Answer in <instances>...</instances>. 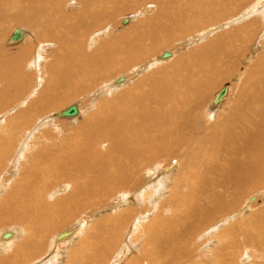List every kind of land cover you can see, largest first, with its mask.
Returning <instances> with one entry per match:
<instances>
[{
    "label": "bare ground",
    "instance_id": "bare-ground-1",
    "mask_svg": "<svg viewBox=\"0 0 264 264\" xmlns=\"http://www.w3.org/2000/svg\"><path fill=\"white\" fill-rule=\"evenodd\" d=\"M70 2L72 3L70 4ZM250 2L252 0H0V43L3 41L6 28L10 25L21 27L20 30L12 32V42H16L21 37H25L27 33H30L29 38L18 50L6 53L0 50V82L3 83V86L2 84L0 86V108L2 109H0V119L3 123L8 121L5 127L0 125V137H2L0 143L4 142V145L0 146V165L6 155H13L14 157L19 155L21 163H24V159H29L28 168L23 166L26 170L28 169L27 172H22L26 173L24 177H21L18 182H13L11 186L9 184L10 187L7 188H10L9 194L0 200V225H6L10 219H14V221L19 222L20 226H23L22 231L18 229L20 231L16 232L17 235L21 236L15 238L17 241L19 239V243L14 246L10 243L12 239L7 241L11 236L6 237V235L8 236L6 231L4 233L0 232V252L15 248L14 253L10 254V249V255L0 256V264H35L33 262L42 259L43 253L47 257L46 260H42L44 261L42 264L60 263L63 260H60V254L64 252L63 247L65 248L66 245L64 243L73 241L74 237L81 233L83 226L81 223L79 226H69L70 228L67 227L63 232L56 235L57 233L52 231L49 233L51 227V225H48L49 223L59 218L61 221H55L52 226L58 228L65 225L64 227H66L68 221L72 220L71 215L75 214L77 207L82 206L80 212L83 211L85 208L84 201H87V199L92 203L96 201L103 202L111 193L117 194L127 189L125 188L127 186L135 188L144 182L147 183V186L142 187L141 184L143 189H137L145 192L147 199L157 201L153 205L156 213L160 216L163 211L169 210L170 214L168 213V217L163 216L160 218L154 213L151 214L157 217L156 221L159 219L161 222L154 224L155 220H153L151 224L146 225L145 230L148 229L151 233L150 242L143 243L141 247L145 249L132 255L126 262L127 264H139L138 257L140 258V264H145L144 262L147 260V264H159L157 256L168 252L158 248H169L171 253H180L181 258H184L180 261L182 263L201 264L200 256L202 254L198 255L196 253L197 256L192 261L190 259L195 255L196 246L199 247L202 243H205V240L200 243L196 242L200 236L195 237V235L204 232L200 228H197L198 232H196L197 230L191 231L193 229L191 224L194 215L207 211L209 207L208 212L211 216L216 214L218 217H224V219L215 226L217 229L215 228L214 233L213 226L208 227L207 242L210 243L216 237H232H229L224 243L218 242L214 248H208L209 250L203 252L204 255L211 258L215 254L214 259L216 261L214 264H237L238 260L242 261L253 256L246 254L244 250L240 249L241 246L235 242L233 234L237 233L238 230H242L243 232L239 233V238H243L242 242H239L241 244L245 243L242 247H245V249L250 247L249 250L255 249L264 259V208L258 206L259 208L254 209L252 214L249 213L250 215L242 218L241 215L246 213L250 205L248 203V206L228 214V211L238 202L242 203V198L250 192L251 188L256 190L264 183V54L254 61L252 68L246 72L235 98L231 100L228 106L225 104L221 107H228L223 118L210 122L217 115V111L221 109L216 108L213 103L212 106L208 105L209 111L206 113H194L193 110L191 113L190 111H184L183 113L180 112L182 114L177 116L176 119V109H173L172 106H169L172 107L169 110L166 109L167 107L165 108V104L171 100L176 102L174 108L178 107V109L181 104L184 107H187L189 103L199 105L203 100L202 97L206 95V88L215 85V81L213 82L210 74H208L209 71L211 73L212 70H218L221 74L225 70L227 72L235 70L231 62L232 58L229 60V55L233 50L231 49L233 44L231 45L229 42L240 37L251 40L254 38L253 35L257 34V32L253 33L252 26L264 21L263 4V7L259 9L260 12L262 10L260 17H258L257 12L258 15H254L255 17H251L248 21L243 20L247 13L243 12L244 9L236 13L237 10L233 8V3L241 7L251 5ZM259 2L260 0L252 2L254 14L258 10V4H261ZM73 4H75L76 9L73 6L74 9L71 11L68 7ZM230 5H232V9H229L230 13L228 12V15L235 12L238 16L227 23L241 21L242 24L244 23L243 26L239 25L241 28L236 26L237 29H229V32L221 33L222 35L218 36L217 39L211 40L200 48L191 50L186 55L183 54L180 58H176L177 55H175L174 60L172 59V53L168 56L172 58L164 57V54L168 53L165 51L159 57L164 60L163 63L167 60L170 62L159 66H156L153 62L152 64L156 66L153 65L155 69L148 71L145 76H141L135 81H130L133 77L131 75L128 78L119 75L129 73L124 72L126 68L130 70L138 65L146 64L147 62L143 60L149 54L151 55V52L155 50L154 48L160 47L156 45L158 42L155 43L156 37L166 30L173 31V28L175 29L178 26L180 29L176 28V31L187 32V29L195 28L201 21L203 23L210 21L213 24L215 19L223 18L219 14L220 9L222 8L221 11L224 12L223 7L224 9L228 6L230 8ZM147 6L152 11L148 19L139 18L128 29L126 28L127 30L114 36L113 39L102 41L101 38L100 40V37L108 36V28H110L103 24L109 23L110 26L115 27V20L120 14L130 12L134 7H143L142 9H144ZM239 7H237L238 10ZM139 10L141 9L133 11H137L138 15H142V11ZM144 10L147 11V8ZM130 18H128V22ZM189 21H193V23L188 25ZM100 25L103 27H100ZM203 26L205 25L203 24ZM7 30L10 29L7 28ZM262 30L264 31V26ZM168 33L173 32L168 31ZM188 33L190 32L188 31ZM208 33L210 32L208 31ZM88 34L89 36H87ZM108 38H105V40ZM85 39L89 41L86 42ZM161 40L163 41V39ZM244 41L247 43V40ZM84 42L86 43L84 44ZM36 45L39 46L40 54L37 52ZM85 45L90 50L97 46L95 51L92 49V52L90 51L86 55L91 63L86 61L83 63L79 57L81 52H85ZM51 46L53 48H48ZM37 53L38 55H36ZM54 53V57H57V54L62 56L65 59L64 63L58 61L42 62V58L48 56L52 58ZM94 55L96 56L92 57ZM92 59H96V62L93 63ZM109 59L110 61H108ZM149 60L152 61L151 58ZM222 60H225V66H222V62H224ZM27 64L28 67L35 69L36 74L41 75V84H38L35 88L37 84L36 79L33 78L34 83L31 88L33 91H30L28 95L25 94L26 96L22 100H17L18 93L15 87L17 91L22 89L25 92V88L30 86L27 82L31 73L26 71ZM80 72L83 73L78 76ZM131 72L130 74H132ZM83 75L86 78L84 79L85 82L78 81ZM106 78L108 81H106ZM113 78H119L118 81H121V83L112 84V82H109ZM126 78L129 84L123 82ZM6 83H8L7 86ZM100 85L101 87L102 85L103 87L104 85L106 87L111 86L110 89L113 93L106 98H99L95 104L91 105L90 109H93L92 111L97 114L85 115L87 117H84L83 121L74 129L77 132L72 137L67 136L68 140L70 139L69 144L59 147V150H64L57 151L58 146L55 145L53 148V145L50 149L36 150L38 154H35L33 158H28L30 155L26 156L28 152L24 149L26 147L29 149L26 142H29L30 139L33 143L36 134L44 133L42 130L44 126L60 121L56 122V116H52L48 112L63 106L69 98L91 93ZM123 85H125L124 88H119ZM227 89L228 84L217 94L223 93V96L218 99L216 95L218 102L223 101ZM191 90H195L196 95L192 96ZM15 98L17 103L10 106L11 100ZM90 100L88 98L86 104L90 103ZM118 101L123 102L118 104ZM6 104L10 107L3 110ZM74 105L70 104L64 110L58 111L59 114L66 115L70 113L72 114L71 119H74L73 117H76L78 113L84 111L87 113L89 110V107L84 104V107L81 104L80 108ZM14 112H16L15 115L10 116ZM45 112L47 113L45 114ZM56 113L55 115H57ZM35 118L37 123L32 127L30 124ZM39 120L41 122H38ZM43 121L44 123L41 124ZM174 121L173 128L175 127V132L172 131L170 135L167 131L156 130L159 126L166 123L172 124ZM60 122L62 123V121ZM65 123L67 122L64 121L63 124ZM13 129L22 130L21 136H18V138L12 136ZM44 134L48 135V132ZM173 135L175 138H172ZM43 136L42 138H44ZM49 136L52 135L49 134L46 137ZM24 137H26V142L23 143L24 141H22L23 146L20 147L21 140ZM55 139L57 140V138ZM19 147L21 150L17 151V155L16 153L14 155L13 150ZM10 150L11 152H9ZM180 150H183L181 155L185 154L182 160H180ZM167 154H176V158L171 163H164L159 157L164 156L166 158ZM3 155L4 158L2 159ZM222 155L225 156L222 158ZM193 157H196V159L193 160ZM10 162L12 163V161ZM21 163H18V165ZM157 163L165 166V168L160 169L158 175L161 178L173 179L170 193L164 191V197L160 200H158L160 191L157 190V187L160 186L151 189L153 185L152 180H150L152 175L149 176L143 171V168ZM4 164L6 165V163ZM192 169H195V171L192 172ZM17 173L19 174V170ZM14 175H16V172H14ZM10 179L12 180V178ZM184 183L191 186H194V183L198 185L195 197L190 195L191 192L188 195L181 191L180 188ZM226 185L231 186V190L227 192L230 196L226 195L224 199L217 198V196H220L218 194L219 190ZM52 186L60 187L57 190L54 188L59 196L56 194V197L53 194L55 192L50 191ZM1 189L2 192L3 187ZM128 189L126 192L130 194L125 197V200H129L138 194L135 193L137 189L133 192ZM184 190L186 189L184 188ZM210 193L214 195L211 196V200H208L206 196ZM46 194V197L50 194L53 200H48L51 202H48L45 198ZM137 196V199L142 198ZM256 197H251V199L254 200ZM191 199L194 201L192 202ZM116 201L115 204H118L122 199ZM181 203L186 206L181 215L177 216L182 211ZM136 208L134 209L136 210ZM134 209L118 210L111 222L114 234L105 223L109 222L108 219L107 221L105 219L104 223L101 222V219L97 221L98 224H94V228L92 227L94 229L92 233L88 230L79 241L75 242L73 247L70 248L71 250L66 252V256L69 257L66 264H103L107 258V252H110L112 250L111 246L115 245L117 229L120 231L122 223L133 216V213L130 212H133ZM148 210L149 208L144 206L141 209V216H144ZM137 211L138 213L135 211V214L140 216L139 209ZM201 216H203V219L199 223L204 228L212 218L211 216L208 218L204 215ZM80 220L82 221L81 216ZM190 221H192L191 224ZM231 221L232 224L229 226L228 223ZM45 223H47V227L44 225ZM203 231H207V228ZM146 232L148 233V231ZM12 234L14 235V233ZM68 235H72V237L68 238ZM142 235L145 234H139L138 230L132 234L131 238L133 242H137ZM50 236L52 245L48 250L42 252L41 249L44 247L45 239L47 237L49 239ZM64 237L65 240H61ZM101 237L102 240L99 241ZM193 237H195V241H193ZM121 239H118V243H116L118 246L116 250L124 248ZM14 241L12 242L14 243ZM57 242L62 243V245L58 246ZM228 244L230 245L222 250H225V253L222 254L220 250ZM128 246L130 247V245ZM136 254H138V257L135 256ZM125 257L129 256L126 255ZM111 260L112 257L110 263L107 264H111ZM167 261L164 264L173 262ZM247 261L243 263L247 264ZM261 262H264V260Z\"/></svg>",
    "mask_w": 264,
    "mask_h": 264
},
{
    "label": "rangeland",
    "instance_id": "rangeland-1",
    "mask_svg": "<svg viewBox=\"0 0 264 264\" xmlns=\"http://www.w3.org/2000/svg\"><path fill=\"white\" fill-rule=\"evenodd\" d=\"M258 1V0H257ZM256 0H252V2L254 3V2H257ZM252 2H250L251 3V5H249V6H246V5H243V6H241V7H239V5L238 4H236L235 5V3H233L234 5H233V8H235L236 10H237V12L236 13H238V11H240V10H242V9H244V11L243 12H247L246 13V16L244 17V19L243 20H249V19H251V17H253L254 15L255 16H257L258 14V17H260V13H262V10H261V12H260V10L259 9H261L262 7H263V5H264V0H260V2L259 3H261V4H258V10L256 11V13L254 14V12H253V10H252ZM72 2H70V4H71ZM263 4V5H262ZM75 4H73V5H70L68 8H70L69 10H71V11H73V9H74V7H75V9H76V6H74ZM74 6V7H73ZM244 6H246V7H244ZM229 7V6H228ZM228 7H225V9H224V7H223V10H224V12L223 11H221V9H220V11H219V14H221L222 16H223V18H221V19H215L214 20V22H213V20H212V22H213V24L210 22V21H205L204 23H203V21H201L202 22V25H201V22H199L198 24H197V26H195V28L193 27V28H189V29H187L186 31L187 32H181V30H179V32L178 31H176V28H179L178 26L174 29L173 28V31L172 30H166L164 33H162L161 35H159L158 37H156V42L155 43H157L156 45L157 46H160L159 48H154L155 50L154 51H152L151 52V55L149 54V58L147 57L145 60H143V61H146L147 63L146 64H141V65H138V66H136V67H133V68H131L130 70L128 69V68H126L125 69V71L124 72H129V73H125V74H119V75H121L122 77H124V76H126L127 78L129 77V75H131V79H130V81H135L136 79H139L141 76H145L146 75V73L148 72V71H151L152 69H155V67L156 66H159V65H163V64H166V63H169L170 61L169 60H167V61H165V63H163L164 62V60L163 59H160V57L159 56H161L162 54H163V52H168V53H172V57H168V58H172L173 60L175 59V57L177 58V57H181L183 54L184 55H186V53L188 54L191 50H194V49H197V48H200L201 46H203L204 44H206V43H208V42H210L211 40L213 41V40H215V39H217V37L218 36H220V35H222V34H224V33H226V32H229L231 29H237L236 28V26L238 27V28H241V26H243L244 25V23L242 24V22L240 23L239 21L237 22V21H234V22H232V23H227V22H231L233 19H235V18H237V17H235V16H238V14H235V12H232V14H230V15H228L230 12V10L232 9V5H230V8H228ZM237 7H239L240 9L238 10V8ZM244 7V8H243ZM143 7H140V8H136V7H134V9L133 10H135V9H137V11H138V9H141V10H139V11H142V15H138L137 14V11H130V12H124L123 14H120L119 16H118V18L115 20V27H112V26H110V24L109 23H105V24H103V25H107V26H109L110 28H108L109 30H108V36L107 37H100V40H101V38H102V41L104 40V41H107V40H110V39H113L114 38V36H116V35H118V34H120V33H122L123 31H125V30H127L132 24H134L137 20H139V18L140 19H148V17L149 16H151V14H152V11H150V7H145V8H147V11L146 10H144V9H142ZM152 9H153V6H152ZM230 9V10H229ZM144 10V11H143ZM149 10V11H148ZM71 11H69V12H71ZM145 11H146V13H145ZM220 12H222V13H220ZM227 14H226V13ZM229 12V13H228ZM257 12H258V14H257ZM71 13H73V12H71ZM172 13V12H171ZM234 13V14H233ZM249 13H250V15H249ZM145 14V15H144ZM173 14V13H172ZM127 15V16H126ZM134 15H136V17H134ZM138 15V16H137ZM144 15V16H143ZM240 15V14H239ZM122 16V17H121ZM248 16V17H247ZM250 16V17H249ZM254 16V17H255ZM131 17V18H130ZM147 17V18H146ZM227 17V18H226ZM128 18H130V21L128 22L127 20H128ZM226 18V19H225ZM233 18V19H232ZM245 18H247V19H245ZM119 19V20H118ZM126 19V20H125ZM135 21V22H134ZM194 21V20H193ZM193 21H189L187 24L188 25H190V23H193ZM220 21V22H219ZM210 23L209 25L207 24V23ZM217 22V23H216ZM235 22H237V23H235ZM244 22V21H243ZM111 23V22H110ZM215 23V24H214ZM130 24V25H129ZM203 24L205 25V26H203ZM217 24V25H216ZM226 24V25H225ZM229 24H231V25H229ZM257 24V23H256ZM258 24H259V22H258ZM257 24V25H258ZM262 24V25H261ZM177 25H179L178 23H177ZM208 25V26H207ZM220 25H223V26H220ZM239 25H241V26H239ZM257 25H253L252 26V30H253V33H255V32H257V34L255 33L254 35H253V37L254 38H252L251 40H248V39H246L245 37H240V38H235L234 40H232V41H230L229 43L232 45L233 44V46H232V48L231 49H233V50H231V54L229 55L230 56V58H229V60L231 59V62H232V64L234 65V67H235V70H233L232 72H227L226 70L224 71V72H221V74H219L220 72L218 71V70H215V71H211V73H210V71L208 72V74H210V78H211V80L214 82L215 81V85L213 86V87H207L206 88V90H207V92H206V95L205 96H201L202 97V99L203 100H201V103L199 104V105H193V103H189L188 105H187V107H184V105H179V109H178V107L177 108H174L175 107V105H176V102L174 101V100H171V101H169L168 103H166L165 105V108L167 109V110H169V109H172V107H173V109H176V112H177V115L175 116V119H176V117L177 116H179L180 114H182L184 111H190V113H191V111L193 110V112L194 113H198V112H202V113H206V112H208L209 110H208V105H210V106H212L211 104L213 103V105L217 108H221L222 106H225V104H226V106H228L229 105V103L231 102V100L233 99V98H235V96L238 94V92H239V88H240V83H242V80L245 78L244 76L246 75V72H248V70L250 69V68H252V66H253V63H254V61H256L258 58H260V57H262L263 56V54H264V31L262 30V28H263V26H264V21H262L259 25H258V27H256ZM124 26H126V27H124ZM201 28H200V27ZM260 26H261V28H260ZM12 27V28H11ZM100 27H103L102 25H100ZM7 28L8 29H10V30H7ZM6 28V32L4 33L5 34V36L3 37V41L0 43V50H3L5 53L6 52H14L15 50H18V48L20 47V46H22V44H24L25 43V41L29 38V34L27 33V35L25 36V37H21V39H22V41L20 42V40L21 39H19V40H17L16 42L15 41H13L12 42V39H11V35H12V32L14 31V30H20L21 29V27H18V26H13V25H10L9 27H7ZM125 28V29H124ZM127 28V29H126ZM200 28V29H199ZM211 28H212V30H211ZM256 28V29H255ZM258 28V29H257ZM259 28H260V30H259ZM180 29V28H179ZM191 29V30H190ZM192 29H193V32H192ZM215 29V30H214ZM230 29V30H229ZM176 32H175V31ZM178 30V29H177ZM227 30V31H226ZM256 30V31H255ZM116 31H120V32H116ZM168 31H170V33L171 32H173V33H171V34H169L168 33ZM188 31L190 32V33H188ZM207 31V32H206ZM208 31L210 32V33H212V34H210V33H208ZM27 32H28V30H27ZM175 32V33H174ZM261 32H263V33H261ZM177 33V34H176ZM180 35H179V34ZM198 33V34H197ZM222 33V34H221ZM164 34V35H163ZM177 36H176V35ZM188 35V36H187ZM10 36V37H9ZM87 36H89V34L87 35ZM183 36V37H182ZM255 36H256V38H255ZM260 36V37H259ZM109 37V38H108ZM161 37V38H160ZM169 37V38H168ZM262 37V38H261ZM88 38V37H87ZM105 38H108V39H106L105 40ZM165 38V39H164ZM198 38H200V39H198ZM89 39V38H88ZM161 39H163V41L161 40ZM170 39V41H168ZM247 40V43H246V41H244V40ZM158 40V41H157ZM254 40V41H253ZM85 41H86V39H85ZM89 40H87L86 42H88ZM243 41V42H242ZM86 42H84V44L86 43ZM160 43H161V45H160ZM3 44V45H2ZM246 45V46H245ZM37 46V45H36ZM58 46V45H57ZM198 46V47H197ZM95 48L93 49V48H91V50L93 49V51H95V49H97L96 47L97 46H94ZM156 47V46H155ZM239 47V48H238ZM48 48H53V46H51V47H48ZM162 48H163V50H162ZM180 48V49H179ZM193 48V49H192ZM241 48V49H240ZM156 49H158V50H156ZM39 46H37V52L39 53ZM89 48H87V46L85 45V47H84V51L86 52H84V53H82L81 52V54L79 55V57H80V59L82 60V62L83 63H85V61L88 63V62H90V60H88V58H87V56L86 55H88L89 54V52L91 51ZM162 50V51H161ZM92 52V51H91ZM183 52V53H182ZM38 53L36 54V55H38ZM40 54V53H39ZM179 54H180V56H179ZM53 55V57L51 58V57H47V58H42V62H45V61H58V62H62V63H64V60L65 59H63V57L62 56H60V55H58L57 54V57L55 56L54 57V55H55V53L54 54H52ZM81 55H82V57H81ZM175 55H177V56H175ZM96 55H94V56H92V57H95ZM154 56V57H153ZM175 56V57H174ZM229 56H227V57H229ZM49 58V59H48ZM61 60H60V59ZM82 58H84V59H82ZM152 59V61H150L149 59ZM154 59H156V60H154ZM171 59V60H172ZM84 60V61H83ZM93 63H95L96 62V59H92L91 60ZM95 61V62H94ZM108 61H110V59L108 60ZM222 61H224V62H222V66H225L226 65V62H225V60H222ZM226 61H227V59H226ZM148 62H149V64H148ZM155 63V65L154 64H152V63ZM157 62V63H156ZM91 63V62H90ZM159 63V64H158ZM161 63V64H160ZM148 64V65H147ZM151 64V65H150ZM153 65L155 66V67H153ZM29 65L27 64L26 65V71L27 72H29V73H31V75H30V77L28 78V85H30V86H28L27 88H25V92H24V90H22V89H20V91H17V88L15 87V89H16V92L18 93L17 94V100L19 99V100H22L26 95H28L29 93H30V91L32 92L33 91V89H31L32 87H33V83H34V79L33 78H35L36 80H35V82H36V84L37 85H35V88H37V86H38V84H41V75L39 74V73H37L36 74V71H35V69L33 70V68H31V67H28ZM141 66V67H140ZM147 66V67H146ZM31 70H30V69ZM137 68V69H136ZM145 68H146V70H145ZM220 69H223V68H220ZM239 69V70H238ZM137 70V71H136ZM144 70V71H143ZM132 71V72H131ZM218 73H217V72ZM130 72L132 73V74H130ZM214 74H213V73ZM216 72V73H215ZM83 72H80L79 73V75L78 76H80L81 74H82ZM223 73V74H222ZM217 74H219V75H216ZM226 74V75H225ZM118 75V76H119ZM221 75V76H220ZM241 76V77H240ZM243 76V77H242ZM256 77H257V75H255ZM127 78L125 79V81H123V82H125L126 84L128 83L129 84V82L128 81H126L127 80ZM84 79H86L85 78V75H83V76H81L79 79H78V81H81V82H85V80ZM115 79V80H114ZM119 79V78H118ZM118 79L117 78H113L112 80H110L109 82H112V84H119V83H121V81L119 82L118 81ZM40 81V82H39ZM106 81H108L107 80V78H106ZM114 81V82H113ZM118 81V82H117ZM132 83V82H131ZM130 83V84H131ZM1 84H2V86H3V83L2 82H0V86H1ZM112 84H111V86H112ZM228 84V89H227V92H226V94L224 95V97H223V101L222 102H218L217 101V98H216V95L224 88V86H226ZM231 84V85H230ZM8 85V83H6V86ZM110 86V87H111ZM118 86H120V85H118ZM230 86V87H229ZM237 86V87H236ZM106 86L104 85V87H103V85H102V87H101V85L100 86H98L97 88H95V90H93L91 93H85V94H83V95H76V96H74V97H72V98H69L66 102H65V104L63 105V106H61V107H59V108H55V109H52L53 110V112H52V110L50 111V112H48L49 114H52V116H56V118H55V121L57 122L58 120H60V121H62V123L60 122H57V123H51V124H48V125H46V126H44V128L42 129L43 130V132L45 133V132H48V135L50 134V135H54L55 136V138H57V140L54 138V136L52 137V136H49L50 137V139H49V137H46V136H48L47 134H44V133H40V134H42L41 136H40V134H36V137H35V139L32 141L33 143H31V140L29 139V142H26V137H24L22 140H21V144H20V147H21V145L23 146V144H22V141H24L23 143H25L26 142V144H28V146H29V149H28V147H26L24 150H27V154H26V156L28 157L29 155H30V157H28V158H33L34 157V155L35 154H38V152L36 151V150H38V151H40V150H43V149H50V148H52V146H53V148L55 147V145L56 146H58L57 148H58V150L57 151H62V150H64V149H60L59 150V147L60 146H64V145H66V144H69V140H68V137L70 136V137H72V135H74L77 131L75 130L74 131V129L83 121V119H84V117H85V115L87 114V116H91V115H93V114H95L96 112L95 111H92L93 109H90L91 108V105L92 104H95V102H96V100H99V98L100 99H103V98H106V97H108V96H110V94H112L113 92H112V90L110 89V87L108 86V87H106ZM125 87V85H123V87H119V88H124ZM230 88V89H229ZM235 88V89H234ZM104 89V90H103ZM230 90V91H229ZM191 93H192V96L193 95H196V91L195 90H191L190 91ZM231 92V93H230ZM20 93V94H19ZM26 94V95H25ZM231 94V95H230ZM104 95V96H103ZM19 96V97H18ZM23 96V97H22ZM190 96H191V94H190ZM189 95L187 96L188 98L190 97ZM230 96V97H229ZM33 97V96H32ZM85 97V98H84ZM16 98L13 100H11V103H10V106H13L15 103H17V100H16ZM91 99L90 100V103H87L86 104V102H87V99ZM216 98V99H215ZM225 100H226V102H225ZM77 101V102H76ZM80 101H82L81 103H80ZM229 101V102H228ZM74 102V103H73ZM120 102H123V101H118V104H120ZM225 102V103H224ZM227 102H228V104H227ZM73 103V104H72ZM79 103V104H78ZM117 103V102H116ZM70 104L71 105H74V106H76V107H81V104H82V107H84L83 106V104L86 106V107H89V110L87 111V113H85V111L83 112V113H78V115L76 116V117H73L74 119H71V117H72V114H66V115H60L59 114V112H60V110H64V108H66V107H68V106H70ZM78 104V105H77ZM169 104H171V105H169ZM193 105V106H192ZM10 106H7V104H6V106H5V108L3 109V110H5V109H7L8 107H10ZM169 106H172V107H169ZM198 107V108H197ZM183 108H186V109H183ZM224 108V109H223ZM223 108H221L219 111H217V115H215V117L213 118V119H211L210 120V122H214V120H218L219 118H223L225 115H226V110L228 109V107H223ZM226 108V109H225ZM1 109V108H0ZM2 110V109H1ZM1 110H0V112H1ZM59 111V112H58ZM81 111V110H80ZM57 112V113H56ZM63 112V111H62ZM61 112V113H62ZM180 112H182V113H180ZM247 112V111H246ZM15 113L16 112H14V114L12 113L10 116H13V115H15ZM47 112H45V114H46ZM55 113L57 114V115H55ZM84 116H83V115ZM97 114V113H96ZM59 116V117H58ZM86 116V117H87ZM64 117V118H63ZM85 117V118H86ZM68 118V119H67ZM78 118V119H77ZM174 118V117H173ZM80 119V120H79ZM65 122H67V123H65V124H63L64 123V121ZM4 121V120H3ZM0 122H1V119H0ZM38 122H41V120H39ZM7 123H8V121H7ZM7 123H3V122H1L0 123V125L1 126H3V127H5L6 125H7ZM33 123V124H32ZM32 123L30 124V125H32V127H34V124H36L37 122H36V118H35V120L34 121H32ZM44 123V121L41 123V124H43ZM175 123V121L172 123V124H169V123H166V124H164V125H161V126H159L158 127V129H156L157 131H167V133H169V135L172 133V131L173 132H175V127L173 128V125H175L174 124ZM247 124L249 123V122H246ZM16 124V123H15ZM15 124H13V125H15ZM40 124V125H41ZM0 126V127H1ZM147 126H148V124H147ZM161 127V128H160ZM16 128H17V126H16ZM165 128V129H164ZM170 130V131H169ZM157 131H156V133H157ZM22 134V130H20V131H18L17 129H13L12 130V136L14 135V136H16L17 138H18V136L20 137L21 136V134ZM44 135V136H43ZM69 135V136H68ZM42 136L44 137V138H42ZM68 136V137H67ZM189 136V135H188ZM67 137V138H66ZM46 138V139H45ZM172 138H175V136L173 135L172 136ZM38 141H37V140ZM51 139H53V140H51ZM2 140V137H0V141ZM41 143H40V142ZM50 141H53V142H50ZM58 141V142H57ZM55 142V144H53ZM67 142V143H66ZM170 142H173V141H170ZM36 143V144H35ZM38 143V144H37ZM47 143H48V145H47ZM49 143H50V145H49ZM175 143H177V142H175ZM31 144V145H30ZM1 145H4V142L3 143H0V146ZM35 145H38V146H35ZM42 145V146H41ZM33 146V148L31 149V147ZM45 146V147H44ZM16 148V149H14L13 150V154L15 155V153H16V155H17V153L21 150V148ZM38 148V149H37ZM19 149V150H18ZM35 149V150H34ZM23 150V149H22ZM34 152H32V151ZM18 151V152H17ZM181 152H180V154L179 155H181L182 154V152H183V150H180ZM9 152H11V150L9 151ZM29 153H31V154H29ZM33 155V156H32ZM185 155V154H184ZM184 155H181L180 156V160H182L183 159V156ZM9 155H6V157H5V159H4V161H3V163L0 165L1 167V169H0V190H2L1 188L3 187V191L0 193V200H1V198L2 197H4L5 195L7 196L8 194H9V189H7L8 187H10L11 186V184L13 183V182H15V181H19V179L21 180V177H24V175L26 174H24V173H22V172H27V170H26V168H24V167H27L28 168V160L29 159H24V163H21L22 161L21 160H19L20 159V157H19V155H17V156H15V157H17V158H15L13 155L12 156H9ZM175 156V157H174ZM225 155H222V158L224 157ZM4 158V155L2 156V159ZM15 158V160H13ZM162 161H164V163H171V161H173V159L174 158H176V154H172V155H168L167 154V156H166V158L164 157V156H160L159 157ZM178 158V157H177ZM166 159V160H165ZM179 159V158H178ZM196 159V157H193V160H195ZM6 161V162H5ZM10 161H12V163L10 162ZM21 161V162H20ZM4 163H6V165L4 164ZM18 163H21L22 164V166H21V164L20 165H18ZM5 165V166H4ZM24 166V167H23ZM21 167V168H20ZM3 168V169H2ZM162 168H165V166L164 165H160V164H154V165H152V166H150V167H146V168H143V171L144 172H146L147 173V175H149V176H151L152 177V179H150V180H152L151 182H153L152 184L154 185H152V187H151V189L153 188V187H156V186H160V187H157L158 189L157 190H159L160 191V196H159V199L158 200H160V199H163V197H164V191L165 192H169L170 193V189H171V184H172V178H161L158 174L160 173L159 171H160V169H162ZM18 170H19V174L17 173L18 172ZM152 171V172H151ZM195 171V169H192V172H194ZM14 172H16V175H14ZM156 173V174H155ZM176 173V172H175ZM18 174V175H17ZM5 175V176H4ZM140 175H142V174H140ZM153 175H155V176H153ZM14 177V178H13ZM10 178H12V180L10 179ZM169 179V180H168ZM11 180V181H10ZM2 181V182H1ZM165 181V182H164ZM16 182V183H17ZM145 183V182H144ZM144 183H141L140 185H138L137 187H131V186H127V187H125V188H130L131 189V191L133 192L135 189H137V188H141V186L142 187H146L147 186V183H145V185H144ZM163 183H165L164 185H163ZM188 183V182H187ZM2 184H4V186H2ZM9 184H10V186H9ZM131 184V183H130ZM195 185L194 186H191V185H189V184H186V183H184V185L180 188L181 189V191H184L183 193L184 194H188L189 195V192H191V193H193V194H191L190 193V195H192V197H195V191H197V187H198V185L196 184V183H194ZM263 185H261V187L259 186V187H257V189L255 190L254 188H251L250 189V192H248L243 198H242V203L241 202H238L231 210H229L228 211V214L230 213V214H232L231 212L233 211V212H237L240 208H242V207H246V206H248L249 204V206H248V209H247V211H246V213H243L242 215H241V217L243 218V217H245V216H248V215H250V214H252L253 212V210L254 209H257V208H259L258 206H260V207H262V208H264L263 206H264V183H262ZM132 185V184H131ZM167 185V186H166ZM189 185V186H188ZM133 186V185H132ZM185 186V187H184ZM57 186H52L51 188H50V191H54L55 192V189L57 190L58 188H60V187H57ZM186 187H189V188H186ZM55 188V189H54ZM184 188L186 189V190H184ZM52 189V190H51ZM127 189H125V190H123V191H121V192H118L117 194L115 193H111L110 195H109V197H107V198H105V200L103 201V202H99V201H96V202H90L88 199H87V201H84V209H83V211H81L80 212V208L82 207H77V209H75V214H72L71 216V221H68V224H66V227H64L65 225H63V226H60V227H58V228H56L55 226H52V224L53 223H55V221L56 222H60L61 220H59V218H57V219H54L53 221H52V223H49L48 225H51V227L49 228V233L52 231L53 233H57L56 235H58V234H60L61 232H63L67 227L68 228H70L69 226H79V224L81 223V225L83 226L82 227V231H81V233H78L77 235H76V237H74V239H73V241H71V242H66V243H64V244H66L65 245V248L63 247V253H61L60 254V260L61 259H63V260H61V262L60 263H58V264H66L67 262H68V260L67 259H69V257H67L66 255H67V253L66 252H68L69 250H71L70 248H72L73 247V245L75 244V242H77V241H79V239L83 236V234H86L87 232H88V230H89V232H91L92 233V231L94 230L93 228H94V224H98L97 223V221H100V219L102 220L101 222H103L104 223V221H105V219H106V221H107V219H108V221L109 222H105L106 224H107V226L112 230V233L114 234V231H113V228L111 227V222H112V220H114L113 218H114V216L116 215V213L118 212V210H122V211H124V210H127L128 208H132V209H134L135 207H137L136 208V210L134 209L133 210V212H130V213H133V216H131V218H129V219H127L126 221H124L123 223H122V228H121V230L120 231H118V229H117V235H116V240H115V242H114V244L115 245H112L111 247H112V250L110 251V252H107V258H106V260H105V262L103 263V264H107L109 261H110V259H111V257H112V260H111V264H127L126 262H128V260L132 257V255H134L137 251V253H139V252H141V251H143V249H145V248H142L141 247V245H143V243H147V242H150V234L151 233H149V230L148 229H146L145 230V227H146V225L147 224H151V222L153 221V220H155V219H157V217L155 216V215H157L158 216V218H160V217H163V216H166V217H168V213L170 214V212H168L169 210H166V211H163L162 213L163 214H161L160 216L158 215V213H156V211H155V209H154V204H156L157 203V201H155V199L154 200H150V199H147V195H146V193L145 192H142V190L141 189H143V188H141V189H137V190H135V193H138V194H136V196L139 198H141V199H137L136 198V196H133V198H131V199H129V200H125V197L127 196V195H129L130 193H127L126 191H127ZM130 189H128V190H130ZM189 191H188V190ZM229 190H231V186H228V185H226V186H224V187H222L220 190H219V192H218V194L220 195V196H217V198H219V199H224L225 197H226V195H228V197L230 196L227 192H229ZM49 191V192H50ZM116 192H117V190H115ZM220 191H222V192H220ZM8 192V193H7ZM150 192H151V190L149 191V194H150ZM261 192V193H260ZM144 193H145V195H144ZM161 193H163V194H161ZM252 193V194H251ZM51 194V193H50ZM50 194L48 195V197H46L47 196V194L45 195V198L48 200H51L52 198L50 197ZM56 197H57V195L59 196V194H57V192H55V193H53ZM57 194V195H56ZM61 194V193H60ZM147 194H148V192H147ZM224 196H223V195ZM256 194V195H255ZM139 195H141V196H139ZM143 195V196H142ZM214 194L213 193H210L208 196H206V198L208 199V200H211L212 199V197L211 196H213ZM55 196H53V198H55ZM146 198H145V197ZM257 196V197H256ZM251 197H256V199H254V200H252L251 199ZM149 198V197H148ZM107 199V200H106ZM118 199H122V201L120 202V203H118V204H115V202H117L116 200H118ZM138 201H137V200ZM48 200V202H51V201H49ZM53 200V199H52ZM124 200V201H123ZM131 200V201H130ZM134 200V201H133ZM191 201L193 202L194 200H192L191 199ZM152 202H154V203H152ZM249 203V204H248ZM83 204V203H82ZM81 204V205H82ZM169 204V203H168ZM181 205V207H182V211L180 212V213H178L177 214V216H180L181 215V213L184 211V209H185V204L184 203H181L180 204ZM144 206H147L148 208H149V210H148V212H146L145 213V215L144 216H141V209L144 207ZM87 208H88V210H87ZM99 209V210H98ZM139 209V211H140V216H138V215H136L135 214V211H136V213H138V210ZM157 209V208H156ZM209 209H210V207H209ZM208 209V210H209ZM86 210V211H85ZM97 210V211H96ZM208 210L207 211H204V212H200V213H198V215H194L193 216V223H192V221H190V224H191V226L193 227V229L191 230V231H195V230H197V228H200V230H202V232H204V233H202V234H200V235H195V237H199L200 236V238H198L197 240L195 239V237H193V241H195L196 240V242H203V240H205V243L203 244H201L199 247L198 246H196L197 247V250L195 251V255L190 259L191 261L197 256V254L199 255V254H202V256H200V262H201V264H214L215 263V259H214V257H215V254L210 258V257H207L206 255H204L203 254V252L204 251H206L208 248H214L215 247V245H217L218 244V242H226L227 240H228V238L229 237H232V236H229V237H227V238H218V237H216V238H214L211 242H210V240H209V242L210 243H208L207 242V234H208V227H210V226H213V228H212V230H213V233H214V231L217 229V227H215L216 225H218L219 224V222H221L223 219H224V217H218L216 214H214V215H210V213L208 212ZM60 211V210H59ZM84 211H85V213H84ZM219 211V210H218ZM98 212V213H97ZM178 212H179V209H178ZM214 212H216V211H214ZM155 214L154 216L153 215H151V214ZM203 213V214H202ZM250 213V214H249ZM80 214V215H79ZM93 214V215H92ZM225 214H226V212H225ZM149 215H151L150 217H149ZM201 215H204L205 217H210L211 216V220L209 221V223L204 227V228H202V225H200V221H201V219H203V216H201ZM79 216V217H78ZM80 216H81V219H82V221L80 220ZM106 217V218H105ZM74 218V219H73ZM86 219V221H84V219ZM77 219V220H76ZM99 219V220H98ZM75 222H74V221ZM96 220V221H95ZM11 221H13V222H11ZM180 221V220H179ZM82 222H84V223H82ZM157 222L158 223H160L161 222V220H155L153 223L154 224H157ZM6 223H7V221H6ZM14 223V224H13ZM19 222L18 221H14V219H10V221H9V223H7L6 225H0V232L1 233H4L5 231H6V234H8V236L6 235V237H9V236H11V237H9V240H7V241H11V239H12V241H14V239L17 237H19V236H21V235H17V231H22V225L20 226L19 224H18ZM86 224V225H85ZM102 224V223H101ZM232 224V221L231 222H229L228 223V225L230 226ZM15 225V226H14ZM45 226L47 225V223H45L44 224ZM142 226V227H141ZM47 227V226H46ZM93 227V228H92ZM16 230H15V229ZM135 228V229H134ZM136 228H137V231L139 230V234H145V235H142V237L137 241V242H133V240H132V238H131V236H132V234L133 233H136L135 232V230H136ZM206 228H207V231H203V229L204 230H206ZM216 228V229H215ZM18 229H20V230H18ZM9 231H13V232H9ZM146 231H148V233L146 232ZM17 232V233H16ZM196 232H198V230L196 231ZM209 232H211V231H209ZM237 233H235V234H233V236H234V238H235V242H237V244L238 245H240L241 247H240V249L241 250H244L245 252H246V254H251V255H253V256H251V257H247V258H245V259H243L242 261H237V264H246V263H243V262H246L247 260V264H264V262H261V261H263L264 259L262 258V256H261V254L258 252V251H256L255 249H250L249 250V248H246L245 249V247H242V246H244L245 245V243H240V242H242V239L243 238H239L240 237V235H239V233H241V232H243L242 230H238V231H236ZM12 233H14V235L12 234ZM15 233H16V235H15ZM52 233V234H53ZM21 234V233H20ZM51 234V235H52ZM82 234V235H81ZM12 235H13V237H12ZM119 235V236H118ZM209 235V234H208ZM123 236V237H122ZM126 236H128V237H126ZM68 238L69 237H72V235H68L67 236ZM122 238V239H121ZM7 239V238H6ZM47 239H48V237L45 239V242H44V247H43V249H41L42 250V252H44L45 250H48L50 247H51V245H52V242H50V240H51V236H50V238L48 239V242L46 243V241H47ZM118 239H121L123 242H122V247H124V248H120V249H118V250H116V248H118V246H117V244L116 243H118ZM126 241H125V240ZM57 240H58V238H57ZM61 240H65V237L63 238V239H61ZM61 240H58V241H60L61 242ZM102 240V237L101 238H99V241H101ZM10 242L11 244H13V246L14 245H16V244H18L19 243V239H18V241H17V239H15V241H14V243L13 242ZM128 241V242H127ZM240 241V242H239ZM126 244H125V243ZM46 244V245H45ZM69 244H71V245H69ZM209 244V245H208ZM57 245L58 246H61L62 245V243H58L57 242ZM128 245H130V247L128 246ZM230 244H228V245H224L223 247H222V249L220 250V251H222L224 248H227L228 246H229ZM126 246V247H125ZM202 246V247H201ZM191 248V247H190ZM190 248H188V249H190ZM10 249H11V253H10ZM9 250H6V251H2V252H0V256L2 255V256H5V255H10V254H12V253H14V251H15V248H10ZM123 249H125L123 252H122V250ZM158 249H162V250H164L165 252H168V253H163V254H161L160 256H157V262H159V264L161 263V264H164V262H168L167 260H169V261H173L171 264H185V263H182V262H180L181 260H184V258L182 259L181 258V255H180V253H171L170 251H169V248H158ZM248 249V250H247ZM57 250V249H56ZM60 250H62V249H60ZM209 250V249H208ZM1 251V250H0ZM42 252L40 251V253L42 254ZM125 252V253H124ZM250 252V253H249ZM10 253V254H9ZM48 253V252H47ZM65 253V254H64ZM131 253V254H130ZM197 253V254H196ZM222 254L223 253H225V250L224 251H222L221 252ZM49 254V253H48ZM62 254H64L63 256H61ZM111 254V255H110ZM118 254V255H117ZM174 254V255H173ZM256 254V255H255ZM126 255H128L129 257H125ZM135 256H137L138 257V254H136ZM176 256V257H175ZM178 256V257H177ZM42 257V259L40 258V259H38L37 261H34L33 263H35V264H42L44 261H42V260H44L46 257H47V255H45V253H43V255L41 256ZM117 257V258H116ZM65 258V259H64ZM197 258H199V257H197ZM203 258H204V260H203ZM138 259H139V264H140V258L138 257ZM163 259V260H162ZM46 260V259H45ZM145 260H147V259H145ZM221 260V259H220ZM148 261V260H147ZM147 261H145L144 263L145 264H147ZM175 261H177V262H175ZM38 262V263H37ZM242 262V263H241ZM249 262V263H248ZM257 262H259V263H257ZM261 262V263H260ZM110 263V262H109ZM148 264H150V263H148ZM152 264H154V263H152Z\"/></svg>",
    "mask_w": 264,
    "mask_h": 264
},
{
    "label": "water",
    "instance_id": "water-1",
    "mask_svg": "<svg viewBox=\"0 0 264 264\" xmlns=\"http://www.w3.org/2000/svg\"><path fill=\"white\" fill-rule=\"evenodd\" d=\"M17 34V33H16ZM15 34V35H16ZM17 37H18V35H17ZM16 36H15V38H17ZM17 40V39H16ZM170 55V53H166V54H164V57H168ZM221 96H223V93H220V95H217V97H218V99L221 97ZM217 99V100H218Z\"/></svg>",
    "mask_w": 264,
    "mask_h": 264
}]
</instances>
